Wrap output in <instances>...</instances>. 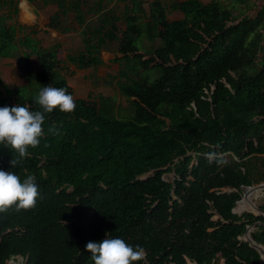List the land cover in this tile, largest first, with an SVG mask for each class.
Segmentation results:
<instances>
[{"label":"trees","instance_id":"1","mask_svg":"<svg viewBox=\"0 0 264 264\" xmlns=\"http://www.w3.org/2000/svg\"><path fill=\"white\" fill-rule=\"evenodd\" d=\"M27 1L57 7L48 27L79 33L85 50L44 48L41 29L20 21V1L0 0V58L20 51L41 65L36 74L28 64L25 85L0 84V105L39 108L43 83L76 101L45 114L40 143L14 167L0 145V167L39 185L34 207L0 211V264H95L84 246L106 234L143 247L133 264H261L241 238L254 225L264 247V204L238 211L256 209L264 191L246 202L264 183V0H154L148 12L143 0ZM118 1L123 16L110 7ZM176 11L182 19L169 17ZM114 42L129 119L114 97H76L69 82L102 65Z\"/></svg>","mask_w":264,"mask_h":264},{"label":"clouds","instance_id":"2","mask_svg":"<svg viewBox=\"0 0 264 264\" xmlns=\"http://www.w3.org/2000/svg\"><path fill=\"white\" fill-rule=\"evenodd\" d=\"M39 108L33 109L28 104L0 105V145L13 151L10 161L12 167L17 158L28 153L29 146H36L45 134L43 123L46 113L55 108L61 111H72L76 101L67 87H56L51 83H43L34 97ZM49 131L54 129L49 128ZM10 169L0 167V211L11 206L17 210L34 207L39 196L36 177L28 174L21 179L20 175ZM84 248L90 250L95 264H133L141 259L143 247L132 245L123 237L106 236L101 240H90Z\"/></svg>","mask_w":264,"mask_h":264},{"label":"rangeland","instance_id":"3","mask_svg":"<svg viewBox=\"0 0 264 264\" xmlns=\"http://www.w3.org/2000/svg\"><path fill=\"white\" fill-rule=\"evenodd\" d=\"M19 1H20L19 10H21V2L23 0H19ZM89 1L92 3L94 0H89ZM143 1H144V8L148 12L149 4L153 0H143ZM162 1L166 5H170L173 2L180 0H162ZM203 1L205 3L209 2V0H203ZM124 5H125L124 2L118 1L116 4L112 3L110 7L113 8L114 11L119 16H123L125 10ZM29 7H30V12L33 14V16L26 17L25 15L23 16V14L22 15L20 14L19 19L23 23L37 25L38 28L41 29L42 32L38 35V38L44 40L43 43L44 48H49L57 44H60L64 54H79L85 50V45L83 42L82 35H80L79 33L76 32L61 33L59 31L50 29L48 25L45 24L47 20L49 21L50 17L58 11L57 7H55L52 4L41 6L39 8L30 4ZM0 10L1 13H5L6 10H8V8L5 9L0 8ZM169 17L173 20H179L183 18V14L180 13L179 11L172 12L169 14ZM95 20L96 17L94 18V22H96ZM118 25L121 31L125 29L126 24L124 20L119 22ZM119 35H121V33ZM117 49H118V42L109 44L108 48L102 50L101 52L102 56L104 53V59L102 58L104 60V63L99 67L88 68L83 71L85 74L91 73L92 75L89 76V78H87L86 80L80 78L82 83H84V86H81L80 84L78 95L80 96V98H85L89 93H92L93 95H97L98 97L99 96L114 97L115 102L117 104L119 103V107L121 111H123V113L121 114H124L123 116L127 117L123 119H129L130 115L126 113H128V111L131 110V105L129 101L118 91L116 78L118 76L119 65L115 61L116 58L115 57L112 58L115 54H117ZM28 64L32 66L36 74L39 72L41 65L39 64L38 57L36 55L29 56L27 63L24 62L23 54L20 51L17 52L14 57L0 58V84L7 85L10 88H17L18 86L27 84L25 75ZM1 90H3L2 87ZM148 176H150V174L144 175L142 178L146 179ZM173 177L174 175L172 173L165 175L166 180H172ZM251 201L255 202L257 207L264 204V191H262V193H260L258 196L256 197L254 196ZM237 207L238 204L236 208ZM246 212H252L251 208H247L243 212L238 211V214L242 215L243 213ZM255 214L257 215L259 213L256 212ZM241 239L243 241H247L246 236H243ZM19 260L17 261V263L19 262V264H21L22 258H20Z\"/></svg>","mask_w":264,"mask_h":264},{"label":"crops","instance_id":"4","mask_svg":"<svg viewBox=\"0 0 264 264\" xmlns=\"http://www.w3.org/2000/svg\"><path fill=\"white\" fill-rule=\"evenodd\" d=\"M26 2L27 4H28V7H29V5H30V3L27 1V0H23L22 2H21V6H22V3L23 2ZM154 1V0H153ZM162 1V0H161ZM183 1H187V0H183ZM183 1H175V2H183ZM163 2V1H162ZM204 2V1H203ZM174 3V2H173ZM165 4V3H164ZM166 5V4H165ZM171 5V4H170ZM170 5H167V6H170ZM20 9V8H19ZM177 12V11H176ZM35 13V12H34ZM20 14L22 15L23 14V16L25 15L26 17H29V16H33V14L30 12V7H29V10H26V11H24V10H22V8H21V10H19V16H20ZM46 25H49V21L47 20V22L45 23ZM108 53V52H107ZM109 54V53H108ZM116 58V54L112 57V58ZM102 58L104 59V53H103V56H102ZM104 61V60H103ZM100 69V68H99ZM40 70H41V68H40ZM40 70H39V72H40ZM85 69H77V71H76V73L74 74V75H72V76H70L69 77V82L74 86V88H75V96L77 97V95L79 94V86H80V84H81V86H84V83H82V81L80 80V78L81 79H83V80H86L87 78H89V76H91L92 74L90 73V74H85L83 71H84ZM38 72V73H39ZM36 73V72H35ZM76 79H78V80H76ZM78 97H80L79 95H78Z\"/></svg>","mask_w":264,"mask_h":264},{"label":"water","instance_id":"5","mask_svg":"<svg viewBox=\"0 0 264 264\" xmlns=\"http://www.w3.org/2000/svg\"><path fill=\"white\" fill-rule=\"evenodd\" d=\"M253 190H264V183L259 184L258 186H253L250 189H248L246 191L245 198H247L249 193L252 192ZM255 208L258 213H262V211L257 206H255ZM254 228H255L254 225L248 227V230L245 236L247 238V241L250 243V245L259 251V253L261 254V264H264V247L261 244H258L257 242H255L254 239L252 238V232ZM11 263L18 264L17 262H14V261H11Z\"/></svg>","mask_w":264,"mask_h":264},{"label":"bare ground","instance_id":"6","mask_svg":"<svg viewBox=\"0 0 264 264\" xmlns=\"http://www.w3.org/2000/svg\"><path fill=\"white\" fill-rule=\"evenodd\" d=\"M21 8H22V10H24V11L29 10L28 4H27L25 1L22 3ZM254 191H255V190H253L252 192H250L249 195H248V197L246 198V202H247L248 204H249V202H248L249 196H250ZM252 211L257 212L256 209H253Z\"/></svg>","mask_w":264,"mask_h":264}]
</instances>
